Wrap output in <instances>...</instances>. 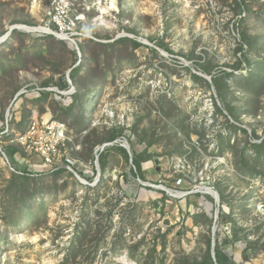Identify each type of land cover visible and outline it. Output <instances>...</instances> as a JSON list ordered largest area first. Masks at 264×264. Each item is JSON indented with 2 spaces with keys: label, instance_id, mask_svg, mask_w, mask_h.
Segmentation results:
<instances>
[{
  "label": "rangeland",
  "instance_id": "1",
  "mask_svg": "<svg viewBox=\"0 0 264 264\" xmlns=\"http://www.w3.org/2000/svg\"><path fill=\"white\" fill-rule=\"evenodd\" d=\"M71 2L97 39L82 41V58L72 44L76 57L57 37L22 29L27 36L0 45V264H216L218 249L235 264H264V155L253 147L264 138V79H247L264 63V0ZM44 6L0 0V38L44 25ZM77 67L73 104L78 95L89 102L81 127L55 92L68 91L60 84ZM35 115L68 125L70 147L80 146L72 155L88 171L98 172L96 149L121 138L143 155V170L150 165L133 176L118 142L101 154L97 186L51 172L16 142ZM181 157L190 165L176 168Z\"/></svg>",
  "mask_w": 264,
  "mask_h": 264
},
{
  "label": "built area",
  "instance_id": "2",
  "mask_svg": "<svg viewBox=\"0 0 264 264\" xmlns=\"http://www.w3.org/2000/svg\"><path fill=\"white\" fill-rule=\"evenodd\" d=\"M39 0H32V5H37ZM45 3V13H46V21L44 25H41L39 28L45 29L46 32L40 31L42 36H55L58 40H62L65 42H69L72 44L79 54L80 58H82V41L84 39H96L94 34L86 33L84 26V19L80 16L74 15V8L72 6L71 0H44ZM73 16V17H72ZM37 28V29H39ZM14 29H10L9 32L0 38V45H7L11 40ZM101 42V41H99ZM82 48V49H81ZM67 83L68 91L61 92L59 90H55L56 97L65 105L71 106L73 104L72 97L75 94L76 90L72 84L70 76L68 75ZM50 90V89H48ZM47 91L46 88L39 89V93ZM28 93V90L25 89L23 92L19 93L16 97L18 99L23 94ZM24 96V95H23ZM22 96V97H23ZM69 106V107H70ZM214 113V111L212 112ZM10 113L7 115V123L10 121ZM16 142L22 146V148L31 156L34 154L37 156L43 166L48 168L51 172L59 171L60 168H64L70 172H72L77 178L86 185L97 186L101 180V171L99 168V158L103 153L107 145L102 147H98L96 149V166L98 172L88 171V166L83 163L78 162L72 155L73 150L80 149V146L70 147V142L72 140L68 137V125L63 121L53 120L51 115L50 119L46 120L45 116L39 120L38 116L35 115L31 119V122L24 133H20L16 137ZM118 142L121 145L125 144L127 141L126 138H121L118 141H115L114 144ZM2 156L7 160L8 157L5 152H2ZM131 165L133 166V162L131 161ZM175 167L179 168L180 165L189 166V162L186 157L176 158ZM83 166L85 170L89 173L87 178L84 179L81 175V169L79 166ZM135 169V168H134ZM195 172V170H194ZM203 172V171H199ZM95 176V180L93 184H88L87 179ZM144 185L152 186L149 183H143ZM210 189V188H209ZM173 192H179L177 190H173ZM213 197V196H212ZM214 198V197H213ZM215 199V198H214Z\"/></svg>",
  "mask_w": 264,
  "mask_h": 264
},
{
  "label": "trees",
  "instance_id": "3",
  "mask_svg": "<svg viewBox=\"0 0 264 264\" xmlns=\"http://www.w3.org/2000/svg\"><path fill=\"white\" fill-rule=\"evenodd\" d=\"M241 6V5H240ZM240 13H242V12H240ZM236 17H240V19H244V17H242V16H236ZM14 32H18V33H20L23 37H25V35L27 36V34L26 33H23V32H19V31H17V30H14ZM13 32V33H14ZM57 38H55L54 36H51V35H47V36H45V37H43V40L45 41V42H49L50 40H56ZM244 39H245V42H243V44L245 43V46L246 47H248L249 49H250V51L251 52H254V51H256V48H255V46H256V42L253 40H247L246 39V36L244 35ZM120 42H123V43H125V42H129V41H131L132 43H133V46H134V49H138L139 47H141L142 46V44L141 43H139L138 41H135V40H129L128 38L126 39H120L119 40ZM59 42V44H60V46L62 47V48H64L67 52H69L70 54L72 53L73 54V56H77V54L74 52V51H72L71 50V46H70V44H68L67 42H65V41H62V40H59L58 41ZM89 42H91V43H93L94 41L93 40H90ZM6 47L8 46V48L9 47H11V44H8V45H5ZM82 49V48H81ZM243 49V46L241 47V50ZM83 50H84V47H83V49H82V52H83ZM39 53H41V54H43V47L40 49V52ZM2 54H4V51H3V53ZM248 66V65H247ZM0 68L1 69H3L4 68V65H2V64H0ZM251 69V71H249L250 72V74H248V76H247V79H250V78H253L254 80H258L259 78H261V80L262 79H264V75L262 74V71L264 70V63L259 67V66H252L251 65V67L248 69V70H250ZM5 71V70H4ZM78 71H79V68L77 67V68H75L71 73H70V79L73 81V83L74 84H76L77 83V78H78ZM233 74V73H232ZM232 74H230V75H232ZM263 75V76H262ZM194 78H196V79H201V77H199V76H197V75H194ZM215 82H216V80H215ZM216 84V83H215ZM69 86H68V84H67V81H63L61 84H60V89H66V88H68ZM46 94V96L45 97H47L48 95V93H45ZM79 97H81L80 95H78L77 96V98H76V101H75V103L73 104V105H71L70 106V108L69 109H64V108H62V110H63V112L65 113V117L67 116V115H69V116H75V117H77V120H76V123H75V127L76 126H78V127H81V126H83V124L85 123V121L87 120V119H89L88 118V116L82 111V107H84L86 104H88L89 102H84V101H82V100H80L79 99ZM80 100V101H79ZM94 109H91L90 111L89 110H87L86 111V113L88 114V112H89V114H91V112L93 111ZM31 115H32V113H31V111H28V112H26V113H24V116H23V122L25 123L30 117H31ZM114 140H110V142H113ZM254 150H256V152L260 155H264V138H263V140L261 141V143L260 144H254ZM122 149V148H121ZM123 150V152H124V154H125V158H127L128 160L130 159V156H129V154H128V152L125 150V149H122ZM142 157H143V155H141V154H138V153H136V152H133V156H132V159H133V166H134V168L135 169H133L135 172H132V175L133 176H135V175H138V177H140L141 179H142ZM103 159H104V157H103V155H101L100 156V158H99V162H100V166H101V169L103 170L104 168H106V166L105 165H103ZM104 171V170H103ZM23 176V179L24 180H27L28 179V176L26 175V174H23L22 175ZM40 195H41V192H39L37 195H35V196H32V197H30V200H31V198L33 199V198H35V197H40ZM15 197H16V194H15ZM18 206H20V207H25V200L24 201H21V202H18ZM43 206V205H42ZM27 215H30L29 213L27 214ZM31 216V215H30ZM12 219L13 218H11V219H9V223L10 224H13V221H12ZM76 256H78V253H75V254H73V257L75 258ZM216 257H217V261H216V264H225V263H227V261H229L230 263L229 264H235L234 262H231L232 260L231 259H229V258H227L228 256L226 255V254H223V253H221V250H219L218 249V252L216 251ZM69 262H70V257H67L66 258V260L62 263V264H69Z\"/></svg>",
  "mask_w": 264,
  "mask_h": 264
},
{
  "label": "water",
  "instance_id": "4",
  "mask_svg": "<svg viewBox=\"0 0 264 264\" xmlns=\"http://www.w3.org/2000/svg\"><path fill=\"white\" fill-rule=\"evenodd\" d=\"M24 26H14L13 27V29L14 30H17V29H22V30H26V31H28V32H31V31H29V30H27V29H25V28H23ZM144 43V44H147V45H150L148 42H144V41H140V43ZM72 71H70L69 72V75H70V73H71ZM204 77V76H203ZM207 80H209V81H211V78L210 77H205ZM10 113V110L8 111V114ZM113 145H114V143H112ZM127 152H128V154H129V156L130 157H132L133 155H132V153H131V147H130V145H129V143L128 142H126L125 144H123V145H121ZM141 184H143V183H141ZM144 185V184H143ZM164 191L168 194V195H170V196H173V194L171 193V192H173L172 190H170V189H164ZM218 203L220 202V200H218L217 201ZM219 214V211L217 212V215ZM214 235H215V231H214ZM215 246H216V241H215V239H213V245H212V250H214L215 249Z\"/></svg>",
  "mask_w": 264,
  "mask_h": 264
},
{
  "label": "bare ground",
  "instance_id": "5",
  "mask_svg": "<svg viewBox=\"0 0 264 264\" xmlns=\"http://www.w3.org/2000/svg\"><path fill=\"white\" fill-rule=\"evenodd\" d=\"M111 7L114 9H117V4H116V0H111ZM105 11V10H104ZM23 28H25V29H27V30H29V31H31V32H40V31H44V32H46V30L45 29H42V28H39V29H37V28H32V27H28V26H24ZM26 31V30H25ZM48 119H50V115H47V116H45V119L46 120H48ZM206 192H208V193H210V195H212L213 196V193H212V191L208 188L207 190H206ZM214 198L216 199V201H218V200H220V196H219V194H217L216 193V196H214Z\"/></svg>",
  "mask_w": 264,
  "mask_h": 264
},
{
  "label": "crops",
  "instance_id": "6",
  "mask_svg": "<svg viewBox=\"0 0 264 264\" xmlns=\"http://www.w3.org/2000/svg\"><path fill=\"white\" fill-rule=\"evenodd\" d=\"M139 154V153H138ZM147 165H150V163L148 162V163H146L145 165H144V170H145V167L147 166ZM147 168V167H146ZM143 170V168H142V171H144Z\"/></svg>",
  "mask_w": 264,
  "mask_h": 264
},
{
  "label": "clouds",
  "instance_id": "7",
  "mask_svg": "<svg viewBox=\"0 0 264 264\" xmlns=\"http://www.w3.org/2000/svg\"><path fill=\"white\" fill-rule=\"evenodd\" d=\"M70 76V75H69ZM129 143V142H128ZM130 145V144H129ZM130 159H131V161L133 162V159H132V157H130ZM170 190H172V189H170ZM174 196V195H173ZM220 203V202H219Z\"/></svg>",
  "mask_w": 264,
  "mask_h": 264
}]
</instances>
